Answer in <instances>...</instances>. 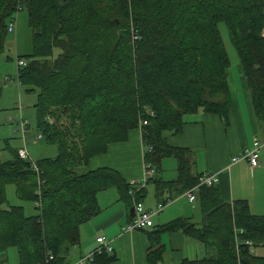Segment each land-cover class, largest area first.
Instances as JSON below:
<instances>
[{
  "label": "trees",
  "instance_id": "16d2710c",
  "mask_svg": "<svg viewBox=\"0 0 264 264\" xmlns=\"http://www.w3.org/2000/svg\"><path fill=\"white\" fill-rule=\"evenodd\" d=\"M17 11L26 14L31 52L17 56L26 64L16 70V81L36 92V130L56 149L53 158L34 162L36 172L15 153L0 162V253L14 248L18 264H63L79 226L98 213L97 193L113 188L130 207L128 183L116 172L73 169L107 144L125 141L138 120L146 122L141 143L151 149L144 163L156 172L161 158L177 162L176 179L165 188L182 194L196 182L186 151L172 149L165 137L198 110L226 119L229 62L219 23L236 54L253 115L264 123V0H0V52L6 24ZM7 185L18 200L37 205L35 215L25 216L18 206L1 208ZM142 193H135L137 201ZM196 200L199 226L176 220L152 233L157 238L177 229L213 252L180 264H236L232 226L242 230L239 241L251 242L239 247V264H264L250 253L264 247V216L250 215L242 201L221 202L215 186L200 188ZM159 254V247L148 250L146 263L154 264ZM113 260L101 254L90 264Z\"/></svg>",
  "mask_w": 264,
  "mask_h": 264
},
{
  "label": "crops",
  "instance_id": "0c3cea01",
  "mask_svg": "<svg viewBox=\"0 0 264 264\" xmlns=\"http://www.w3.org/2000/svg\"><path fill=\"white\" fill-rule=\"evenodd\" d=\"M223 46L225 49V43ZM16 70L17 68L15 81ZM236 73L238 86L229 68L226 69L229 107L225 121L216 115L198 110L183 120L178 133L166 134L165 144L172 149L186 151L190 159L191 175L198 176L209 172L215 174V189L221 202L231 204L242 201L247 204L250 215L264 216V148L260 149L258 165L254 168H250L244 160L239 159L235 163L230 161L233 157H240L244 149L251 147L254 139H264V123L262 125L253 115L250 95L238 61ZM4 78L11 80L3 75L2 82H5ZM237 87L240 89V96L232 91ZM144 153L140 129H130L126 132L125 141L107 144L104 152L92 157L84 167L77 170L84 173L105 168L116 172L127 183L141 182L144 166L148 165L144 163ZM164 159H172L177 176V162L171 157L160 159L158 171H161ZM156 172L154 171L151 180L142 186L143 193L139 200L143 208L152 213L151 228L142 231H122L131 218L130 207L118 201L117 192L113 188L103 190L96 195L98 213L79 226L77 242L68 247L63 264H73L88 254L96 246L94 239L100 236L108 240L112 247L114 260L108 264H147L148 250L157 247L160 248V254L154 264H180L184 259L188 261L201 259L197 258L199 255L194 252L192 253L194 259H189L187 252L201 249L199 254L201 252L203 254L201 247L209 248L183 235L180 230L162 232L157 234V238L152 234L157 227L169 222L182 220L195 224L192 220L198 219L191 212L197 207L198 201L189 203L183 195L184 192L177 194L176 191L165 188V185L174 181L176 177L171 181L163 180L159 176L154 178ZM158 181L163 185H158ZM173 199L178 200L170 205ZM158 206H161L159 211ZM201 219L200 214V221ZM250 253L257 256L253 253V248L250 249ZM210 254L213 252L210 251Z\"/></svg>",
  "mask_w": 264,
  "mask_h": 264
},
{
  "label": "rangeland",
  "instance_id": "374dc122",
  "mask_svg": "<svg viewBox=\"0 0 264 264\" xmlns=\"http://www.w3.org/2000/svg\"><path fill=\"white\" fill-rule=\"evenodd\" d=\"M15 33L8 34L4 38L3 48L0 52V162H5L11 158V153L20 147L26 150L28 160L35 162L40 159L53 158L56 154L54 145L45 144L42 137L35 140V136L38 131L35 127V114L33 110V104L35 100L36 92H26L25 89L19 86L15 81V57H22L28 55L31 52L30 30L27 26V17L25 12L20 11L15 17ZM218 33L221 40L225 43V51L229 60V71L233 76L237 86L238 81L236 79L237 73V58L234 50L228 44L223 24L217 25ZM226 40V41H225ZM228 73V71H227ZM8 76L11 80L9 82L1 81L2 76ZM235 95L240 96V89L237 87L232 90ZM12 118H8V116ZM21 116L26 121L27 127L24 132L23 140L21 139L20 132L18 130V117ZM187 117V116H186ZM186 117L183 120H186ZM47 124L51 123V119H45ZM81 168V167H78ZM161 171L156 172L154 178L159 176L163 180L175 179V165L172 159H164L161 163ZM74 172L80 173L77 169H73ZM178 200V199H177ZM176 199H173L170 205L174 204ZM12 206L21 207L23 214L26 216H32L36 214L34 205L31 202H24L18 200L14 195L13 185H7L5 187V202L1 208H8ZM194 206V205H193ZM190 208V207H189ZM190 210V209H189ZM191 211V210H190ZM194 217L197 220H192L196 226H199L200 213L197 207L193 210ZM200 246H202L200 244ZM203 254L200 250L187 252L189 259H194L193 252L199 257L210 256V249L201 247ZM253 253L258 257L264 258V247L253 248ZM0 264H17L16 252L14 248H7L3 253H0Z\"/></svg>",
  "mask_w": 264,
  "mask_h": 264
},
{
  "label": "built area",
  "instance_id": "2783aa9c",
  "mask_svg": "<svg viewBox=\"0 0 264 264\" xmlns=\"http://www.w3.org/2000/svg\"><path fill=\"white\" fill-rule=\"evenodd\" d=\"M18 13L15 12L12 16V19L8 21L6 24V33L7 34H14L16 24H15V17L16 14ZM26 61L21 58L15 57V66L17 69H21V67L25 66ZM4 81H8V78H4ZM18 84V82L16 81ZM146 114L148 117L152 116V113L150 111H146ZM18 130L20 132V136L23 139L24 137V132L27 127V123L25 120H23L20 116L18 117ZM146 122L144 120H138L137 122V128L140 129L142 126H145ZM42 137L40 133H38L35 136V140L39 139ZM264 148V139L259 140V139H254L252 141L251 147L248 149H244L241 152L240 157H233L231 158V163H235L236 161L244 160L246 161L247 165L250 168H254L258 165V157H259V152L260 149ZM151 151L150 147L145 148V152L149 153ZM15 154L19 160L22 161H27L30 164L31 169L36 172V167L34 165V162H31L28 160L27 153L24 148H18L15 151ZM154 174V170L152 167L146 165L144 166L143 172H142V180L141 182H133L130 181L128 182L129 189L127 190V195L129 196L130 200V208L132 210V216L130 220L126 223V225L123 227L122 231L124 232H130V231H142V230H147L152 227L151 223V216L152 213L150 211H147L143 208L142 204L140 201L136 200L135 193L142 188V186L151 180L152 176ZM196 182L189 187L187 190L184 191L183 195L187 199L189 203H193L196 201V195L200 188L206 187H214L216 184V177L214 173H205L198 175L196 177ZM35 206H37L35 204ZM161 209V206L157 207V211ZM242 234V230L232 226V243L231 246L233 247L234 251V256H235V261L236 264H239L238 261V251L239 247L242 245H245L247 247H251V242L249 240L245 241H239V236ZM94 242L96 246L85 256L81 257L78 259L75 263L73 264H90L94 258V256H98L101 254H112V247L110 246V242L106 240L104 237H96L94 239ZM47 260H51V256H47Z\"/></svg>",
  "mask_w": 264,
  "mask_h": 264
},
{
  "label": "water",
  "instance_id": "95a60500",
  "mask_svg": "<svg viewBox=\"0 0 264 264\" xmlns=\"http://www.w3.org/2000/svg\"><path fill=\"white\" fill-rule=\"evenodd\" d=\"M129 215H130V217L132 216V210H131V208L129 209Z\"/></svg>",
  "mask_w": 264,
  "mask_h": 264
}]
</instances>
